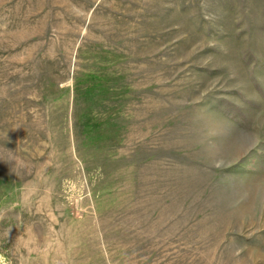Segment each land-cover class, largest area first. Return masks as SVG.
Returning a JSON list of instances; mask_svg holds the SVG:
<instances>
[{
    "label": "rangeland",
    "instance_id": "374dc122",
    "mask_svg": "<svg viewBox=\"0 0 264 264\" xmlns=\"http://www.w3.org/2000/svg\"><path fill=\"white\" fill-rule=\"evenodd\" d=\"M5 131L0 264H264V0H0Z\"/></svg>",
    "mask_w": 264,
    "mask_h": 264
},
{
    "label": "clouds",
    "instance_id": "9594fccd",
    "mask_svg": "<svg viewBox=\"0 0 264 264\" xmlns=\"http://www.w3.org/2000/svg\"><path fill=\"white\" fill-rule=\"evenodd\" d=\"M8 131H5L2 134H0L3 137H6L7 140H8ZM3 149L9 154V159H8L7 162H14L13 166H15L16 164L20 163V158L18 157V155L16 153V150H15V152H13L12 150H9L8 148L4 147V145H3ZM0 161L5 162L2 157H0ZM11 171H12V168H11Z\"/></svg>",
    "mask_w": 264,
    "mask_h": 264
}]
</instances>
